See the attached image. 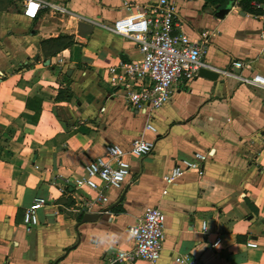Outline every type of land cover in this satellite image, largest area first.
Returning <instances> with one entry per match:
<instances>
[{
	"label": "crops",
	"instance_id": "0c3cea01",
	"mask_svg": "<svg viewBox=\"0 0 264 264\" xmlns=\"http://www.w3.org/2000/svg\"><path fill=\"white\" fill-rule=\"evenodd\" d=\"M48 1L69 14L30 17L23 0H0V264H108L133 246L131 228L151 206L166 216L158 264L182 254L204 264H264V88L198 75L178 83L151 117L135 112L107 68L140 53L113 25L129 5L155 0ZM229 5L219 17L218 1L177 0L176 32L192 41L208 32L203 60L212 68L243 61L235 71L264 76V15ZM59 35L73 36L78 50L44 57L41 42ZM141 135L154 140L153 152L131 158L130 175L107 203L87 207L94 192L74 185L85 164L106 144L128 146ZM195 151L208 156L204 175L167 183L175 162ZM38 197L47 205L27 231L23 215Z\"/></svg>",
	"mask_w": 264,
	"mask_h": 264
},
{
	"label": "built area",
	"instance_id": "2783aa9c",
	"mask_svg": "<svg viewBox=\"0 0 264 264\" xmlns=\"http://www.w3.org/2000/svg\"><path fill=\"white\" fill-rule=\"evenodd\" d=\"M25 14L35 17L41 10L60 14H69L66 5L48 0H23ZM35 6V7H33ZM129 14L117 19L113 31L135 42L140 58L131 61H119L107 68L108 81L114 87L124 90L130 108L151 117L153 112L162 108L173 96L178 83H188L199 75L201 68L212 69L223 78L258 88H264V76L254 74L243 76L237 71L245 67L243 61H234L230 69L217 70L203 60L209 33L202 32L199 41H192L186 34L177 33V0H155L142 8L128 6ZM145 129L155 132V127L147 123ZM155 147L154 140L144 136L134 138L128 146L118 143L105 145L104 154L96 156L85 164V176L75 181L76 188L86 187L94 192L86 199V206L93 207L107 203V192L121 189L131 173V158L150 155ZM208 156L195 151L190 157L175 162L165 176L167 183H173L187 173L204 175ZM47 205L42 197L35 198L26 208L23 223L27 231L38 225V210ZM166 216L161 208L151 206L145 209L137 223L131 228L133 246L126 250H116L108 264H133L145 260L149 264H158L165 240ZM201 229L207 232V223L203 221ZM222 238L218 236L211 244L220 246ZM248 247L257 243L248 242ZM175 264H204L191 254H182L174 258Z\"/></svg>",
	"mask_w": 264,
	"mask_h": 264
},
{
	"label": "trees",
	"instance_id": "16d2710c",
	"mask_svg": "<svg viewBox=\"0 0 264 264\" xmlns=\"http://www.w3.org/2000/svg\"><path fill=\"white\" fill-rule=\"evenodd\" d=\"M213 2H220L221 6H226L234 3L235 1L239 2V5L242 7L244 11L250 12L252 14L264 15V7H256L254 4H261L264 6V0H209ZM78 44L75 42V39L71 35H59L57 37H51L43 40L41 42V51L44 57L48 58L56 55L57 53L65 50H78Z\"/></svg>",
	"mask_w": 264,
	"mask_h": 264
},
{
	"label": "water",
	"instance_id": "95a60500",
	"mask_svg": "<svg viewBox=\"0 0 264 264\" xmlns=\"http://www.w3.org/2000/svg\"><path fill=\"white\" fill-rule=\"evenodd\" d=\"M230 7L231 5H226L224 8L218 11L217 15L219 17H223L230 10ZM199 75L211 80H216L218 78V73L216 71L207 68H201Z\"/></svg>",
	"mask_w": 264,
	"mask_h": 264
},
{
	"label": "snow or ice",
	"instance_id": "6c2138e0",
	"mask_svg": "<svg viewBox=\"0 0 264 264\" xmlns=\"http://www.w3.org/2000/svg\"><path fill=\"white\" fill-rule=\"evenodd\" d=\"M33 7H35V6H33Z\"/></svg>",
	"mask_w": 264,
	"mask_h": 264
}]
</instances>
